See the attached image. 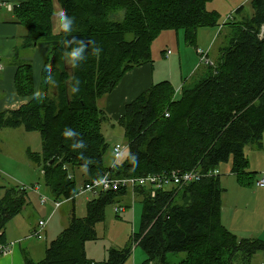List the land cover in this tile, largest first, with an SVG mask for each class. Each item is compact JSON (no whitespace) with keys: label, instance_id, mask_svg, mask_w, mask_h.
Instances as JSON below:
<instances>
[{"label":"trees","instance_id":"obj_1","mask_svg":"<svg viewBox=\"0 0 264 264\" xmlns=\"http://www.w3.org/2000/svg\"><path fill=\"white\" fill-rule=\"evenodd\" d=\"M211 1L58 0L74 18L71 32L58 35L52 28L54 0H29L12 8L15 23L27 30L23 46L45 44L50 53L37 97L18 110L0 113V131L39 132L42 152L29 149L28 159L41 168L55 201L74 203L69 226L47 246L45 258L34 262L25 254L24 264H126L130 259L132 248L127 246L109 249L102 262L89 260L86 244L98 240L97 226L106 221L107 208L132 191L102 192L86 203V216L78 217L79 187L72 174L81 167L87 170V182L106 174L126 179L191 171L204 175L189 185L157 190L155 197L151 187L133 190L143 209L141 231L131 243L145 251L143 264H170V253L187 254L180 264H235L240 255L250 264L255 254L264 253L263 239L240 238L225 227L226 190L220 176L208 175L231 162L242 187H253L258 180L249 171L245 149L260 148L264 137V0H250L253 15L231 23L229 43L217 65L191 85L184 82L180 99L164 81L126 106L118 125L129 156L115 168L106 163L114 148L102 133L108 117L99 99L132 69L152 63V45L163 32L182 30L184 43L197 48L200 29L220 27V14L207 10ZM81 41L87 45L81 54L86 59L72 61L70 52ZM69 60L75 68H68ZM77 81L79 92H72ZM15 84L20 96H34L30 64L19 68ZM27 193L28 187H11L0 200V244H7L8 223L30 204Z\"/></svg>","mask_w":264,"mask_h":264},{"label":"crops","instance_id":"obj_2","mask_svg":"<svg viewBox=\"0 0 264 264\" xmlns=\"http://www.w3.org/2000/svg\"><path fill=\"white\" fill-rule=\"evenodd\" d=\"M28 1L29 0H0V113L4 111L18 110L22 106L29 104V102L37 97L42 81V72L50 53V48L45 44H39L32 48H26L23 46L24 39L27 35V30L23 26L15 23L16 17L13 13L12 8H14V6H16L17 4L25 3ZM59 5L60 4L58 0H54V16L52 18V28L53 34L55 35H58V33L61 32L58 30V26L55 23V14L63 11L62 8L60 10L61 6ZM214 29H200L198 34L197 48H192L193 50L189 51V53L183 51L182 56L181 54L178 55L181 72L180 81L182 80L180 85L178 82L172 83V81H176V78H174L172 74L171 77L164 74L159 68L154 65V63H150L136 69L134 68L130 72H128L111 94L99 99L98 106L104 111V113L107 114L108 120L112 119L116 123H118V121L125 114L124 111L126 109V106L137 99V97H139L142 93L150 89L153 85L164 81H169L174 87L177 94L179 92L178 88H181L182 90L184 82H189L198 73L199 75L202 74L206 70V68L200 70L202 67V63L200 60L201 56L198 54V50L203 47L201 50L204 51L205 48H208L209 52V48L213 42L214 36V33L210 32V30L214 31ZM223 29L225 28L223 27L221 29L219 35L221 34ZM203 41H205L206 43L208 42V45H205L206 47L201 45ZM179 45L180 44L178 40V46ZM169 52L170 55H168ZM208 52H204L207 55L208 61L215 64V62L210 59V52ZM171 55L172 52L168 51L166 57L170 59ZM185 58L187 62V77L184 78L182 76V66ZM28 64L32 66L34 96L22 97L18 94L15 79L19 68ZM179 95L180 93H178L177 99L181 97ZM26 147H29L30 149L29 145H27ZM255 147L251 148L250 150V153L254 154V163L253 160L250 159L248 147H246L245 150L249 160V171L254 173H264V137L260 148L258 146ZM128 151L129 149L124 153V157L126 158L129 156ZM38 153H40V151H38ZM27 161L28 162L26 164H23L24 168L21 171L20 164L22 163H20L19 160L17 161L16 159L10 157V155L4 154L2 151H0V181H6L4 178H8L14 180L17 183V187L31 185V188L28 187V193H31L33 196L37 197V199L39 198V206L46 209L45 206H42L40 204V199L42 196H44L41 192V190H43V187L40 185V178L42 176V171L40 170L41 168H39L37 165L31 164L29 160ZM106 163L112 166L114 165L113 153L112 155L110 153V156L108 157ZM223 168V166H220V168L218 169L220 172V177L223 171L225 172ZM67 169L70 168L67 167ZM227 169L228 172H231L232 166H228ZM39 171L41 172L39 173ZM72 175L76 180L77 177L81 179L82 186L87 179V170L84 167H81L80 169L77 168ZM238 188L240 190H237L233 187V198H236V200L240 198L243 204L248 205V209L252 213H250L249 216L240 215L238 209L229 206V202H227V205L225 204L224 199H226V196H224L223 194L222 220L225 227H227L232 233L236 234L240 238H248L247 236L254 232V226L256 225L254 224V222L256 223V221L259 220V218L256 216L254 217L253 214L254 209L256 210L257 208V195H255L253 198L249 194V192H251L249 188H245L242 186ZM0 191L3 190L0 189ZM248 195L250 196L249 200L243 198L245 196L248 197ZM0 198L2 199L3 197ZM28 200L30 202L28 207L24 209L20 215L11 220L6 227L5 237H7L6 242L7 245H9V251L3 255H0V264H24L25 254H28L34 262H40L36 261L38 251L36 250L37 247L34 244H28L27 242L24 243V241L30 240V238H28L27 236H29L37 226L38 221L34 213H36L38 217L40 216V218H42L40 211H38L39 209L33 207V202L29 195ZM31 209L34 210L32 211ZM53 212L50 215H52ZM47 214L48 211L45 216H47ZM226 214L227 219L225 218ZM60 228V226H55L54 224L51 226L49 225L46 231V237L48 238V236L54 234H56L55 236H57V234L61 233ZM40 254L38 255V257L41 256Z\"/></svg>","mask_w":264,"mask_h":264},{"label":"rangeland","instance_id":"obj_3","mask_svg":"<svg viewBox=\"0 0 264 264\" xmlns=\"http://www.w3.org/2000/svg\"><path fill=\"white\" fill-rule=\"evenodd\" d=\"M242 6H244V10L241 12V14H237L236 10L238 8H241ZM207 10L210 12L212 11L218 12V14H220L221 16V20H220V27H217L215 29L213 28L214 31L210 30V32L214 33V36H213V42L209 48V52H210L209 56L210 59L215 62V64L210 63L208 65L206 63H203L201 64L202 67L200 70H203L204 68H206L207 70L208 67L217 65L219 58L221 56L222 49L226 48L229 43L230 40L229 34H231V23L235 20L243 21L246 18H250L254 13L252 3L250 2V0H213L207 3ZM121 17H123V13H119V19H121ZM230 17L233 18L230 19ZM223 26H225L224 27L225 29H223L221 34L219 35V32L221 31V28ZM206 29H210V28H206ZM183 38H184V32L182 30L178 34L177 32H175V30L163 32L162 35L153 43L152 53L150 56L152 59V63H154V65L157 68H159L164 74L170 77L172 74L174 78H176V81H172V83L178 82L179 85L181 84L182 80L180 81L181 72H180V63H179L178 55L181 54L182 56L183 51L189 53V51L193 50L191 47H189V45L187 46L183 42ZM178 40L180 44L179 46H178ZM201 45L202 46L208 45V42L206 43L205 41H203ZM202 48L203 47H201V49ZM168 51L172 52L170 59L166 57ZM204 52L207 53L208 48H205ZM67 65L68 68L71 66L70 60L69 62H67ZM186 67H187V62L185 58L182 66V76L184 78L187 77ZM198 75L199 73L189 81L190 85L191 83L195 82L198 79ZM178 89H179L178 93H180L181 95L182 90L181 88ZM178 93L176 94L175 99L178 98ZM180 98L181 97H179V99ZM102 133L109 142L111 150L117 144L124 146L127 145V141L124 137L123 128H121L118 125V123H116L112 119L108 120L106 123L102 125ZM27 145H29L30 150L33 149L32 151L34 152L36 151L42 152V141H41L40 133L27 132L23 128L4 129L0 131V151H2L4 154L10 155V157L16 159L17 161L19 160V162L22 163L20 164L21 171L24 168L23 164H26L28 162L27 160H29L27 156V151L29 150V147H26ZM255 146L256 145L246 146L248 147L250 159L253 160V163H254V154L250 153V150ZM246 158H248L247 155ZM30 163L35 165L31 161ZM222 166L224 167L223 170H225V172L223 171V173L221 174L222 185L223 188L226 190V192L224 193V196H226L225 197L226 199H224L225 204L227 205V202H229V206L238 209L240 215L249 216L250 213L252 212L249 211L248 205L243 204L240 198H238V200H236V198H233L234 197L233 187L237 190H240L238 187H240L241 185L238 183L236 176L234 174H231L232 169L231 172H228L227 167L232 166L231 162L224 164ZM41 171H39V173ZM257 174H258L257 179H259L260 177H262L264 173L261 172ZM4 179L6 181L4 180L0 181V186H1L0 189L3 190L0 191V195H1L0 197H3V195H5L6 189H9V187L10 188L17 187V183L14 180L8 178H4ZM76 181L78 187H80L81 179L77 177ZM40 185L43 187V190H41L42 195H44V197H47L49 200H54L53 197L51 196L49 189L46 187L44 183L43 175L40 178ZM24 187L31 188V185H25ZM249 189L251 190L249 194L253 198L255 195H257V208L256 210L254 209L253 214L254 217L255 216L258 217L259 220L256 221V223L254 222V224H256L254 226V232L249 234L247 237L254 236L264 240V188L262 187L259 188L255 184L253 188H249ZM28 195L32 199L33 207L39 209L38 211H40L41 213L42 218H40V216L38 217L37 214L34 213L38 222L40 220L48 218V216L55 210L53 203L49 202L47 206H45L46 209H44V207L41 208L39 206V200H38L39 198L37 199V197L33 196L31 193H28ZM89 198L91 199V196L89 194L77 196L75 198L76 215L78 217L86 216V203L90 200ZM243 198L249 200L250 196L248 195V197L245 196ZM62 201H65V199H62ZM141 204L142 201H140V199H138L134 194H132V192H129L127 193L126 196L122 197L116 204L109 206L107 208L106 221L97 226L98 240L91 241L86 244V251L89 260L102 262L107 258L109 249L114 248L121 250L127 246H130L132 248V255L130 259L126 262V264H143L145 262L147 258L145 251L141 247L132 245L131 243V238L133 237V235L140 233L141 231V226H142L141 219H142V209H143ZM119 206L125 207L126 209L124 212L117 214L115 208ZM27 207L28 206H26L25 209ZM73 209H74V203L70 200L65 201L60 209H57L55 210V212H53L54 215L52 219L49 221L48 226L49 225L51 226L53 224L55 226H60L61 227L60 231L62 232L64 229H66L69 226V221ZM31 210L33 211L34 209ZM47 211L48 214L47 216H45ZM226 216L227 214L225 215V218L227 219ZM55 235L56 234L48 236V238L45 235L44 239L42 240L33 238L28 241H24V243L27 242L28 244H34L37 247L36 250L38 251H37L36 261H42L44 259L47 246L53 240L57 239V237L59 236V234H57V236ZM39 254L41 256L38 257ZM186 256H187L186 253H170L167 255V262H169L170 264H180L187 258ZM248 261H249L248 258L240 255L235 261V264H247ZM250 264H264V253L259 252L255 254L250 259Z\"/></svg>","mask_w":264,"mask_h":264},{"label":"built area","instance_id":"obj_4","mask_svg":"<svg viewBox=\"0 0 264 264\" xmlns=\"http://www.w3.org/2000/svg\"><path fill=\"white\" fill-rule=\"evenodd\" d=\"M198 54L201 56V63L210 64L207 59V55L204 53L203 50H198ZM170 55V52L168 53ZM1 68V67H0ZM168 116V115H167ZM128 149V146L124 145H116L113 149L114 154V165L112 166L115 168V165L119 163V161L124 156V153ZM219 170L215 169L212 172H209V176L217 177L219 176ZM204 177L199 171H191V172H172L170 175H149L140 178H112L109 174L104 175L102 178L94 179L90 181H86L81 187H79L77 196L89 194L91 196V201L94 198H98L102 192L106 191H119L121 189H129L132 191L137 187H151L152 193L151 196L155 197L157 194V190H161L164 188H168L171 186H183L189 185L195 182L200 181ZM257 187L264 188V174L260 177L256 182ZM27 189V187H24ZM69 201V200H65ZM62 200L55 201L49 200L47 197L42 196L40 199V204L42 206H46L49 202L53 203L54 209H60L62 204L65 202ZM125 207L119 206L115 208L117 214L122 213L125 211ZM54 210V212H55ZM54 214L49 215L48 218L40 220L37 222V226L34 228L32 233L27 236L30 239L36 238L38 240L44 239L46 235V230L49 224V221L52 219ZM9 251V245L7 244H0V255H3Z\"/></svg>","mask_w":264,"mask_h":264},{"label":"clouds","instance_id":"obj_5","mask_svg":"<svg viewBox=\"0 0 264 264\" xmlns=\"http://www.w3.org/2000/svg\"><path fill=\"white\" fill-rule=\"evenodd\" d=\"M73 22H74V18L68 16L67 13L64 11H60L59 13L55 14V23L57 24L59 31H62L64 33H70ZM86 47L87 45L83 41H81L78 47L73 48L70 52V57L72 61L86 59V57L81 55L85 51ZM71 66L75 68L76 64L73 63ZM76 84H77V87L73 88L72 92L77 93L79 92V81H77ZM66 135H71V133L70 132L66 133Z\"/></svg>","mask_w":264,"mask_h":264}]
</instances>
